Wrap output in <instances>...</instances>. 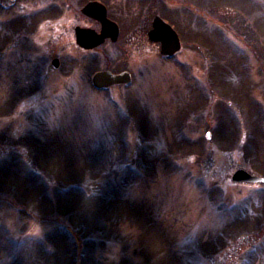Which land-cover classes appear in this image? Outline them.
Wrapping results in <instances>:
<instances>
[{"label": "rangeland", "instance_id": "1", "mask_svg": "<svg viewBox=\"0 0 264 264\" xmlns=\"http://www.w3.org/2000/svg\"><path fill=\"white\" fill-rule=\"evenodd\" d=\"M86 1L0 14L54 6L30 32L0 30V264H264V0H129V37L84 50ZM155 14L179 34L171 59L146 36ZM118 69L131 84L92 87Z\"/></svg>", "mask_w": 264, "mask_h": 264}, {"label": "water", "instance_id": "2", "mask_svg": "<svg viewBox=\"0 0 264 264\" xmlns=\"http://www.w3.org/2000/svg\"><path fill=\"white\" fill-rule=\"evenodd\" d=\"M82 12L99 21L102 25L101 31L97 33L90 28H74L76 43L84 49H92L104 42L106 38H111L113 41L117 36V27L106 17L103 5L96 1L87 3ZM150 41L158 42L160 45V54L165 57L174 56L181 47L180 39L177 32L159 16H156L152 21V28L148 32ZM52 65L57 68L59 60L53 59ZM131 82V75L124 71L119 74H113L108 70L98 71L92 76L93 85L100 89L106 88L113 84H128ZM232 180L236 182H263L261 177L252 175L245 170L239 169L232 174Z\"/></svg>", "mask_w": 264, "mask_h": 264}, {"label": "flooded vegetation", "instance_id": "3", "mask_svg": "<svg viewBox=\"0 0 264 264\" xmlns=\"http://www.w3.org/2000/svg\"><path fill=\"white\" fill-rule=\"evenodd\" d=\"M25 1H27V0H25ZM91 1H96V2L101 3L104 6L107 19L109 21H111L112 23H114L115 26L117 27V36H116V39L114 41L111 38H106L103 43H101L100 45H98L96 47L103 46L107 43L114 44L113 42H115V41L117 42L121 35H123V36L127 35V37H129L128 36L129 35V0H121L123 2V4L118 6L119 8H118L117 13L113 12L114 10L109 6L107 1H105V0H87L83 5L85 6L87 3L91 2ZM20 2H21V0H0V14H3L6 11L12 10ZM144 2H145L144 0H141L139 3L137 2L138 3L137 5L142 6L141 4H143ZM151 2H152V6L154 8L156 6V3L160 2V0H152ZM83 5H82V8L84 7ZM52 9H54V6L53 7L49 6V8H47L45 10H43V9L34 10L31 13H29L28 16L25 17L28 20H24L21 17H18V18H12V19L8 20V22L2 21V23L0 24V30H2V29L6 30L7 28H9L8 31H12L11 30V28H12L13 32H18V31H21V29L23 28L27 32H30L32 28H35V26L37 24V18L39 16L40 17L43 16L42 13H44L45 11H47V14H49ZM144 10L147 11L145 6H144ZM85 16H87V15H85ZM155 16H159V15L155 14L151 19L150 18L148 19L149 28L148 29L146 28L147 29L146 36H147V32L151 28L152 20ZM87 17H88V19L92 20L97 25L98 29L95 31L100 32L101 28H102L101 23L97 20L90 18L89 16H87ZM141 19H142V15H140L138 22L136 24H134V25H137V28L138 27L140 28L144 25V21ZM86 28H91V27H86ZM91 29H93V28H91ZM96 47H94V48H96ZM81 49H83V48H81ZM84 50H87V49H84ZM122 71H125V69H118L114 73H121Z\"/></svg>", "mask_w": 264, "mask_h": 264}, {"label": "trees", "instance_id": "4", "mask_svg": "<svg viewBox=\"0 0 264 264\" xmlns=\"http://www.w3.org/2000/svg\"><path fill=\"white\" fill-rule=\"evenodd\" d=\"M194 1H196L197 2V0H194ZM193 1V2H194ZM30 142V141H29ZM31 145L32 144H30V143H28V146L29 147H31ZM37 151H42V153H43V151H44V149H43V147H39V146H37V149H36V151L35 152H37ZM34 157H35V162L36 163H38V165L42 168V169H44V170H52V172H54V174L56 173V170H58V169H60V166H58L57 164H55L54 162L55 161H49V160H45V158H42V157H39L38 156V154L37 153H35V155H34ZM50 162V163H49ZM62 167H61V169L63 168V166H65L64 167V170L66 171L63 175L65 176V177H67V178H70L69 180H73V181H75L76 180V177H75V166L73 167V166H67V165H61ZM61 169H60V171H61ZM58 175L59 174H61V173H57ZM55 176H56V174H55ZM59 176H56L55 178H58ZM59 179V178H58ZM17 184H18V182H17ZM18 187V186H17ZM99 187V186H98ZM96 191V190H95ZM101 192V191H100ZM102 193V192H101ZM97 201L98 202H100L103 206H101V209H107V207H105V206H107L108 205V200L105 198V195H104V193H102L99 197H98V199H97ZM105 205V206H104ZM63 206V211H65V212H67V214L68 215H70V216H72V217H76V209L78 208V205H77V203L76 202H70L69 203V201L68 202H65L64 203V205H62ZM48 212V211H47ZM105 213H106V211H104ZM50 219V218H49ZM72 221H74L73 220V218H72ZM77 221H78V219H77ZM78 222H80V221H78ZM79 224H81V223H79Z\"/></svg>", "mask_w": 264, "mask_h": 264}]
</instances>
